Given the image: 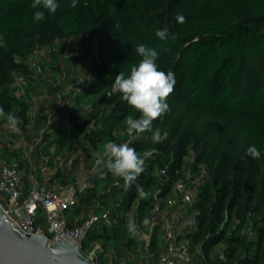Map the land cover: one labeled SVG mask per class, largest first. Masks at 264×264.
<instances>
[{
    "label": "trees",
    "instance_id": "obj_1",
    "mask_svg": "<svg viewBox=\"0 0 264 264\" xmlns=\"http://www.w3.org/2000/svg\"><path fill=\"white\" fill-rule=\"evenodd\" d=\"M32 2L0 0V107L17 117L23 131L32 103L27 93L17 94L16 78L30 77L29 59L38 49L47 50L56 73L66 41L83 47L80 83L59 96L60 105L70 108L44 119L39 147L32 150L35 156L40 147H52L49 156L62 157L58 164L64 162L68 171H58L51 182L71 184L77 160L109 141L127 143L145 161L130 188L103 166L90 176L78 204L67 212L70 227L97 216L82 249L109 264L120 261L123 248L141 261L138 252L154 254L159 240L166 253L163 224L176 212L167 201L178 197L175 185L182 181L194 194L176 217L185 221L175 230L176 251L183 254L175 257L176 264H264V0H78L74 8L72 0H56L57 11L40 9L45 18L39 22ZM164 28L170 34L166 42L156 36ZM138 45L156 49L159 70L175 75L169 110L153 121V131L159 128L163 137L159 143L151 131L128 134L126 117L139 118V113L111 91L116 75L127 77L139 63ZM72 72H62L54 90L71 80ZM5 123L1 117L0 125ZM15 137L0 138V158L11 153L19 169L30 172L28 158L10 147ZM250 146L259 158L247 155ZM36 179L43 183L39 173ZM93 181L103 186L99 194ZM136 184L146 198L139 197ZM42 213L39 209L36 218L41 227ZM129 222H135L137 234L128 231ZM149 229L146 243L143 234Z\"/></svg>",
    "mask_w": 264,
    "mask_h": 264
},
{
    "label": "rangeland",
    "instance_id": "obj_2",
    "mask_svg": "<svg viewBox=\"0 0 264 264\" xmlns=\"http://www.w3.org/2000/svg\"><path fill=\"white\" fill-rule=\"evenodd\" d=\"M83 47L78 41L68 40L66 41V47L64 52L57 54V61L60 65L59 71L56 73L52 71V65L53 63L49 59L48 51L40 48L38 49L37 53L33 55L28 61L30 64L32 73L28 79L25 80V88L24 91H22L23 94L27 93L29 96V101L32 103V107L30 110V118L29 124L23 131L19 123L15 130H11L7 123L0 125V138L5 140L10 135H14L15 140L12 147V149H15L18 153L21 155V159H27L28 158V164L30 172L34 169L36 171L39 170L40 167L45 166L46 172L45 174L39 173V178H41L42 182L47 185L48 179H53L56 175V173L59 172H67L68 168L65 166L64 162H62V165L59 166L58 159H62V157H50L49 155L53 153V148L49 149H42L39 148L40 152L38 155L34 156V152H32L33 147H36L37 149L39 146V143L37 142L40 140V134L44 130V125L42 124L44 119H48L50 115L52 116L55 112L57 113L62 111L66 112L70 108V104H61L59 103V96L68 93L71 89L75 87V85L80 83L81 75L78 72L80 62L78 61L79 56L82 53ZM73 58V59H70ZM35 66L40 67V71H36L37 68ZM36 68V70H35ZM70 68H73V74H69L71 80H67V83L64 86H61L54 90L53 87L58 86L60 83L63 74L62 72L68 73ZM21 92L18 91L17 94ZM64 114V113H63ZM1 121V117H0ZM67 122V120H65ZM39 130V131H38ZM37 144V145H36ZM36 145V146H35ZM34 149V150H35ZM103 149V148H102ZM100 149V151H102ZM83 152V150H80ZM98 151L92 150L91 154L89 156H82L80 157L77 162L74 165L73 169V178L74 180H80V181H89L91 178L90 176L95 174L97 171L94 168V162H95V154ZM11 160H18L16 156H14L11 153H8L4 155L2 158H0V165L4 162H9ZM58 164V165H57ZM35 165V166H34ZM38 166V167H37ZM58 170L56 171L55 169ZM21 172L23 174V182L29 183V174L30 172H26L24 168L21 169ZM38 173V172H37ZM68 185L61 183L58 179L55 180V188L59 189L60 187H66ZM92 189L96 191L97 194H99L102 191V184L101 183H95L93 181ZM193 193V192H192ZM194 194V193H193ZM84 195V194H83ZM87 195L83 196L86 197ZM178 211H176V216L178 215ZM43 217V213L41 215V218ZM170 218V217H169ZM42 227L44 228L45 221L42 218ZM184 220L181 222L177 221V219H174L173 225L175 227L176 231H181L182 228L185 226ZM157 222L154 220V223L152 226H155ZM157 233L159 234L160 238L163 237V227L162 223H159ZM164 225V224H163ZM151 228V227H150ZM151 230L149 229V233H144L143 237L146 241V243L149 241ZM139 234H141V231H139ZM84 246V250H85ZM217 252H221L222 247L218 246L216 248ZM122 252V258L120 261H117L116 264H154V259L156 257H160L165 253L164 249V240H159L156 248L154 250V254H151L149 252H145L142 250L141 252H138V255L140 257L139 261L136 256H132L129 254L127 250L124 248L121 250ZM180 253V252H179ZM178 251H176V254H179Z\"/></svg>",
    "mask_w": 264,
    "mask_h": 264
},
{
    "label": "clouds",
    "instance_id": "obj_3",
    "mask_svg": "<svg viewBox=\"0 0 264 264\" xmlns=\"http://www.w3.org/2000/svg\"><path fill=\"white\" fill-rule=\"evenodd\" d=\"M78 0H72L71 7H76ZM59 5L56 0H33L31 8L36 9L33 13L34 21H42L45 18V9L50 13H55ZM178 21L183 22V17L178 16ZM156 36L166 42L170 34L167 28L158 29ZM171 39L175 40L176 36L171 34ZM136 53L141 57L138 64L130 68L129 75L125 77L123 72L116 75L112 93H120L121 99L139 113V118L128 115L125 119L127 132L132 135L133 132L143 133L151 131V139L159 143L162 140L161 131L156 128L153 131V121L158 119L166 111L169 110L167 98L174 91L176 83L173 72H164L159 70L156 60L158 52L154 48L145 45H138L135 49ZM0 117H5L7 126L11 130H15L19 120L11 113L7 115L4 109L0 107ZM247 155L253 158H259L260 153L255 146L247 149ZM144 158L137 151L130 147L127 143L106 142L102 151L95 154V165L103 166L112 175L122 177L125 181V187L130 188L137 180L139 175L144 171ZM136 190L140 198H146L147 193L143 187L136 184ZM143 223L147 225L149 220L145 217ZM128 231L133 235L137 234V225L135 222H129Z\"/></svg>",
    "mask_w": 264,
    "mask_h": 264
},
{
    "label": "built area",
    "instance_id": "obj_4",
    "mask_svg": "<svg viewBox=\"0 0 264 264\" xmlns=\"http://www.w3.org/2000/svg\"><path fill=\"white\" fill-rule=\"evenodd\" d=\"M35 67L36 71H40V67ZM25 80L23 77L16 78V85L21 93L25 88ZM100 167H97L94 162L95 169ZM37 172L45 174L46 167L42 166L38 171L34 170L29 174V185L26 187L22 179L23 174L16 161L0 165V210L3 221L11 225L15 224L28 236L43 235L48 243L69 240L77 245L83 256L92 258L96 264H109L98 262L93 250L84 251L82 249L83 238L90 226L97 220V216L91 214L81 225L75 227L68 225L67 212L78 204L87 181L74 180L68 186L56 190L49 188L45 183H40L36 179ZM175 192L178 197L168 199L167 204L179 211L191 203L192 193L185 189V182L182 181L175 185ZM158 206L156 204L155 211L158 210ZM39 209L43 211L44 228L36 225ZM174 215L176 212L164 223L167 252L160 256L154 264H176L175 257L178 255L175 245L176 234L173 221L176 216ZM200 264L206 263L203 261Z\"/></svg>",
    "mask_w": 264,
    "mask_h": 264
},
{
    "label": "water",
    "instance_id": "obj_5",
    "mask_svg": "<svg viewBox=\"0 0 264 264\" xmlns=\"http://www.w3.org/2000/svg\"><path fill=\"white\" fill-rule=\"evenodd\" d=\"M0 264H96L73 242L48 243L43 235L24 234L3 221L0 210Z\"/></svg>",
    "mask_w": 264,
    "mask_h": 264
},
{
    "label": "crops",
    "instance_id": "obj_6",
    "mask_svg": "<svg viewBox=\"0 0 264 264\" xmlns=\"http://www.w3.org/2000/svg\"><path fill=\"white\" fill-rule=\"evenodd\" d=\"M47 186L50 187V188H55V181L51 182L50 179H48V183H47ZM61 188V187H60ZM178 256H183L182 253H179ZM178 264H183V263H178Z\"/></svg>",
    "mask_w": 264,
    "mask_h": 264
}]
</instances>
